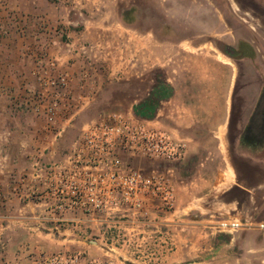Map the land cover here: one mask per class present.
<instances>
[{"label": "rangeland", "instance_id": "1", "mask_svg": "<svg viewBox=\"0 0 264 264\" xmlns=\"http://www.w3.org/2000/svg\"><path fill=\"white\" fill-rule=\"evenodd\" d=\"M9 1L0 0V14L12 18L0 23V264H37L42 253L75 252H83L86 259L111 257L115 264H128L121 256L133 245L104 239H131L142 231L154 235V223H161L174 243L163 264L195 263L204 253L214 255L222 244L203 239L204 234L264 235L254 227L218 232L210 224L217 218L264 220V208L254 210L234 188L225 192L231 208L219 216L205 212L202 200L192 194L184 195L182 206L176 205L173 169L180 165L184 173L196 171L206 153L200 150L185 159L186 145L184 155L173 162L123 157L125 166L144 173L169 169L172 205L163 208L159 194L145 190L128 210L81 217L87 221V234L98 238L96 243L81 240L83 229L70 220L51 223L57 214L46 207L54 196L28 194L33 163L55 161L72 151L82 129L101 113L143 119L173 136V50L181 45L195 66L217 59L226 66V136L214 139L216 153L228 166L234 164L238 180L258 193V202L264 200V0H31V9L19 0L17 7ZM62 77L65 84L52 83ZM148 98L156 101L155 115H135L133 106ZM52 103L50 117L44 107ZM250 159L256 161L257 172L244 167ZM61 214L71 220L82 215ZM187 230L191 241L184 242L188 237L180 239L179 234ZM233 248L225 243L219 250ZM182 253L186 259L175 262Z\"/></svg>", "mask_w": 264, "mask_h": 264}, {"label": "built area", "instance_id": "2", "mask_svg": "<svg viewBox=\"0 0 264 264\" xmlns=\"http://www.w3.org/2000/svg\"><path fill=\"white\" fill-rule=\"evenodd\" d=\"M59 82L65 84L64 77L58 82L52 81L57 84ZM53 106L55 107V103L44 107L50 117L54 113ZM184 145L182 141L173 139L165 129L147 125L143 119H130L117 112L101 113L82 129L72 151L55 161L36 160L33 163L28 174L32 181L28 194L33 197L54 196L53 203L46 207L48 211L57 214L53 215V220L59 225L70 220L75 226L83 228L78 236L81 240L96 243L98 238L92 237L91 233L87 234V221L81 217H102L105 213L121 208L128 210L134 197L145 190L159 194L163 208H170L172 205L174 193L167 174L169 169L165 172L152 169L144 173L141 169L125 166L123 157H149L173 162L184 155ZM136 205H139L138 202ZM71 211L82 215L79 219L71 220L61 214ZM210 224L218 232L231 233L244 227H254L264 233V220H252L251 217H244L243 220L234 217L217 218ZM115 226L114 224L113 227ZM152 226L154 235L146 236L142 231V235L131 239H103L108 244L131 243V252L127 256H121L122 261H129L128 264H134L133 261H139L136 264H163L162 259L172 250L174 243L167 232L161 230V223H154ZM36 263L115 264L111 257L103 260L86 259L83 252L42 253Z\"/></svg>", "mask_w": 264, "mask_h": 264}, {"label": "crops", "instance_id": "3", "mask_svg": "<svg viewBox=\"0 0 264 264\" xmlns=\"http://www.w3.org/2000/svg\"><path fill=\"white\" fill-rule=\"evenodd\" d=\"M19 1L21 4L24 3V7L30 9L33 7L31 0ZM9 3L16 4L15 7H17L18 0H10ZM2 14H0V23L11 21L12 18H4ZM181 47V45L173 47L175 49L173 50V136L185 142V159L192 153H200V150H206V153L197 162L199 168L196 171L185 170L184 173L183 166L180 165L173 169L175 171L173 182L175 181L176 192L179 195L176 205L182 206L184 195L192 194L196 199L202 200L199 205L205 212H217L218 214H216L219 216V213L225 214L231 208L225 202V192L229 188H234L247 197L250 202L249 206H253L254 210L264 208V200L261 199L258 202V193L255 195L252 189H248L238 180V169L234 164L231 162V168L216 153L214 139L218 138L219 141L220 138L226 136L223 124L226 115L224 94L228 74L226 66L221 63L222 61L219 62L220 59L211 62L208 60L203 63L198 61L199 65L195 66L189 61L191 56L185 54ZM0 48L3 47L0 45ZM0 51L3 50L0 49ZM212 58H217V55L213 54ZM200 132H206V134L203 135ZM255 162L254 159H250L248 164L244 163L243 165L246 169L250 168L257 172L258 168L254 167L257 165ZM5 179L7 182L8 178L2 177V180ZM227 182L228 187L226 186ZM261 196L264 198L263 194ZM238 209L242 211L243 207L240 206ZM25 211L28 213L26 208ZM213 215L214 213L210 214V216ZM26 221L32 225L39 222L28 219ZM51 223L56 224V222ZM190 233L191 231L187 230L185 233L179 234V237L183 239L181 238L183 235V237H188L184 242L191 241ZM249 235L248 232L232 235L204 234L202 235L203 239H212L213 242H219L222 246L225 243L233 244V250L224 253L219 250L222 246L218 245L219 249L213 253L214 255L204 253L202 260L186 264H264V235L256 237ZM209 249L211 248L209 247ZM182 254L176 255L173 260L180 262L186 259L184 253Z\"/></svg>", "mask_w": 264, "mask_h": 264}, {"label": "trees", "instance_id": "4", "mask_svg": "<svg viewBox=\"0 0 264 264\" xmlns=\"http://www.w3.org/2000/svg\"><path fill=\"white\" fill-rule=\"evenodd\" d=\"M152 99H144L133 106L135 115L142 118H152L155 115V103L151 102Z\"/></svg>", "mask_w": 264, "mask_h": 264}]
</instances>
